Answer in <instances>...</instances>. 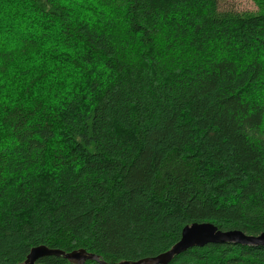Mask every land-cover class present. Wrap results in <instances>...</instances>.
<instances>
[{
  "label": "trees",
  "instance_id": "1",
  "mask_svg": "<svg viewBox=\"0 0 264 264\" xmlns=\"http://www.w3.org/2000/svg\"><path fill=\"white\" fill-rule=\"evenodd\" d=\"M253 1L0 0V92L23 83L0 96V264L39 246L136 262L195 223L264 233ZM169 264H264V247L210 244Z\"/></svg>",
  "mask_w": 264,
  "mask_h": 264
},
{
  "label": "water",
  "instance_id": "2",
  "mask_svg": "<svg viewBox=\"0 0 264 264\" xmlns=\"http://www.w3.org/2000/svg\"><path fill=\"white\" fill-rule=\"evenodd\" d=\"M235 243L244 246H263L264 233L259 236H247L239 231L223 232L211 223L191 224L186 226L181 233L180 240L168 251L150 258H144L136 262H120L118 264H169L173 259L193 248H204L210 244ZM62 257L70 264H85L95 261L106 264L96 255L85 250H77L65 253L61 250H52L45 246L32 248L26 257L24 264H38L46 257Z\"/></svg>",
  "mask_w": 264,
  "mask_h": 264
},
{
  "label": "rangeland",
  "instance_id": "3",
  "mask_svg": "<svg viewBox=\"0 0 264 264\" xmlns=\"http://www.w3.org/2000/svg\"><path fill=\"white\" fill-rule=\"evenodd\" d=\"M219 7L221 10H231V11H239V12H254L256 11V5L253 0H219ZM22 32H17L16 37H21ZM23 83H8L5 84V90L0 92V96H8V98L14 97L16 95L17 87H21ZM23 87V86H22ZM1 90V88H0ZM38 93V92H37ZM15 94V95H13Z\"/></svg>",
  "mask_w": 264,
  "mask_h": 264
}]
</instances>
